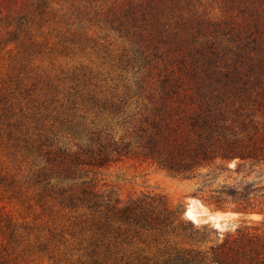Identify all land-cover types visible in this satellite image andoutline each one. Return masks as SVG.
Wrapping results in <instances>:
<instances>
[{
    "label": "rangeland",
    "instance_id": "374dc122",
    "mask_svg": "<svg viewBox=\"0 0 264 264\" xmlns=\"http://www.w3.org/2000/svg\"><path fill=\"white\" fill-rule=\"evenodd\" d=\"M36 3L0 2V250L8 264L162 263L264 219V164L240 173L204 167L191 177L140 158L84 165L103 133L124 132L110 108L125 102L128 114L136 101L146 104L177 57L147 64L128 38L91 19L85 1L44 0L39 10ZM246 185L261 190V213L237 212L222 193ZM85 189L102 207L69 203ZM107 203H140L168 213L171 224L138 230L117 222Z\"/></svg>",
    "mask_w": 264,
    "mask_h": 264
},
{
    "label": "trees",
    "instance_id": "16d2710c",
    "mask_svg": "<svg viewBox=\"0 0 264 264\" xmlns=\"http://www.w3.org/2000/svg\"><path fill=\"white\" fill-rule=\"evenodd\" d=\"M81 1L91 19L128 38L147 64L172 63L169 57H177L171 64L176 68L165 69L144 96L146 104L136 101L128 114L125 102L110 108L113 118L123 117L124 132L118 139L103 133L87 150L84 165L140 158L191 177L204 167L240 173L264 164V0H104L100 10L94 5L101 0ZM44 4L37 0L35 10ZM260 192L252 185L222 190L244 215L262 212ZM81 194L69 203L102 207L97 193L85 189ZM103 208L138 230L162 231L171 224L168 213L155 214L140 203ZM247 224L222 240L217 236L205 251H183L154 264H264V219ZM0 264H8L1 250Z\"/></svg>",
    "mask_w": 264,
    "mask_h": 264
},
{
    "label": "water",
    "instance_id": "95a60500",
    "mask_svg": "<svg viewBox=\"0 0 264 264\" xmlns=\"http://www.w3.org/2000/svg\"><path fill=\"white\" fill-rule=\"evenodd\" d=\"M231 164H232V163H230V165H231ZM188 206H189V205H188ZM188 206H187V208H188ZM187 208H186V210H185V212H184L185 217H188V216H187ZM213 224H214V226H215L216 228L221 229L224 223L221 221V219H219V221H218V220H217V217H214V222H213Z\"/></svg>",
    "mask_w": 264,
    "mask_h": 264
},
{
    "label": "bare ground",
    "instance_id": "6f19581e",
    "mask_svg": "<svg viewBox=\"0 0 264 264\" xmlns=\"http://www.w3.org/2000/svg\"><path fill=\"white\" fill-rule=\"evenodd\" d=\"M187 216L188 217H192L193 216V213L191 212V210H187Z\"/></svg>",
    "mask_w": 264,
    "mask_h": 264
}]
</instances>
